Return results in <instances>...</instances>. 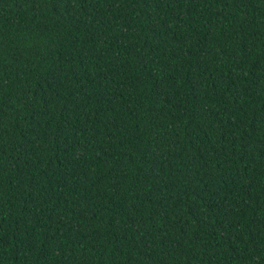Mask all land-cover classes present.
<instances>
[{"label":"trees","instance_id":"16d2710c","mask_svg":"<svg viewBox=\"0 0 264 264\" xmlns=\"http://www.w3.org/2000/svg\"><path fill=\"white\" fill-rule=\"evenodd\" d=\"M0 264H264V0H0Z\"/></svg>","mask_w":264,"mask_h":264}]
</instances>
